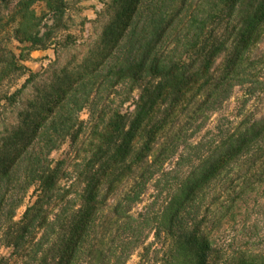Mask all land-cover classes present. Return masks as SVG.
Returning a JSON list of instances; mask_svg holds the SVG:
<instances>
[{"label":"trees","instance_id":"1","mask_svg":"<svg viewBox=\"0 0 264 264\" xmlns=\"http://www.w3.org/2000/svg\"><path fill=\"white\" fill-rule=\"evenodd\" d=\"M37 1L16 5L27 51L65 29L69 0ZM105 5L46 78L0 49V264H264V0Z\"/></svg>","mask_w":264,"mask_h":264},{"label":"rangeland","instance_id":"2","mask_svg":"<svg viewBox=\"0 0 264 264\" xmlns=\"http://www.w3.org/2000/svg\"><path fill=\"white\" fill-rule=\"evenodd\" d=\"M19 0H0V49L7 48L18 55L22 52L26 60L20 62L33 73L46 78L50 73L49 68L56 66H70L86 50V46L100 33L105 22V3L109 0H69L68 8L64 15V30L57 29L52 32L51 44L46 48H37L27 51V45L19 43L14 37L17 28L18 16L16 5ZM32 7L38 16L47 13L44 1L35 2ZM53 23L49 16L42 19L39 34L47 32ZM48 70V71H44ZM44 71V72H43ZM29 72L25 71L20 76L15 74L8 89L10 92L19 87L28 78ZM37 82V80H36ZM240 93L235 91L233 96L225 104V110H231L235 106ZM254 108V107H253ZM82 119L86 113L80 114ZM11 125V105H6L0 113V128ZM64 147L54 152L52 158L61 157ZM146 198V197H145ZM29 199L26 198L23 205L16 211L15 220L20 219ZM151 240V239H149ZM135 251L126 264H143L138 252ZM9 249L0 246V255L7 257ZM145 264V263H144Z\"/></svg>","mask_w":264,"mask_h":264}]
</instances>
